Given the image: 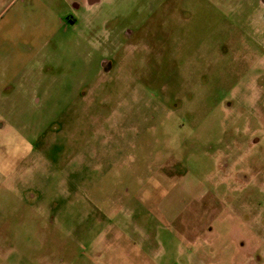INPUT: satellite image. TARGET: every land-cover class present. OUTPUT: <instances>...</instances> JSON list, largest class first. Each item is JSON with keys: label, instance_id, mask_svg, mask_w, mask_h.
I'll return each mask as SVG.
<instances>
[{"label": "rangeland", "instance_id": "rangeland-1", "mask_svg": "<svg viewBox=\"0 0 264 264\" xmlns=\"http://www.w3.org/2000/svg\"><path fill=\"white\" fill-rule=\"evenodd\" d=\"M57 13L0 6V264H264V0Z\"/></svg>", "mask_w": 264, "mask_h": 264}, {"label": "crops", "instance_id": "crops-1", "mask_svg": "<svg viewBox=\"0 0 264 264\" xmlns=\"http://www.w3.org/2000/svg\"><path fill=\"white\" fill-rule=\"evenodd\" d=\"M104 0H62L64 4L71 3V7L74 9L80 8H92L96 5H100ZM1 8L13 9L16 11L15 15L10 16V21H16L15 18H29V16H35L38 22V27L42 30L43 21L44 24H49V22L58 21L57 9L59 8V0H0ZM23 8H29V12L24 13L23 15L18 14ZM35 8H39V13L34 14L32 11ZM31 10V11H30ZM10 14V13H9ZM35 19V20H36ZM89 21V20H88Z\"/></svg>", "mask_w": 264, "mask_h": 264}]
</instances>
